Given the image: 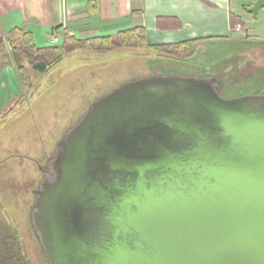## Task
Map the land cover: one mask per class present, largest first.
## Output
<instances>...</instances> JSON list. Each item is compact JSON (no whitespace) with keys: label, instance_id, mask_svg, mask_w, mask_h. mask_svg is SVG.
I'll return each mask as SVG.
<instances>
[{"label":"water","instance_id":"water-1","mask_svg":"<svg viewBox=\"0 0 264 264\" xmlns=\"http://www.w3.org/2000/svg\"><path fill=\"white\" fill-rule=\"evenodd\" d=\"M220 87L153 75L92 103L33 190L49 264H264V94Z\"/></svg>","mask_w":264,"mask_h":264},{"label":"rangeland","instance_id":"rangeland-1","mask_svg":"<svg viewBox=\"0 0 264 264\" xmlns=\"http://www.w3.org/2000/svg\"><path fill=\"white\" fill-rule=\"evenodd\" d=\"M231 3L245 25L239 29L248 33L211 45L195 42L187 59L147 46L65 51L63 34L53 41L37 31V46H56L62 54L53 68L39 73L9 51L6 36L0 37V215L16 226L31 264H49L29 217L41 168L47 169L59 139L95 100L135 78L174 74L211 75L220 81L223 98L264 94V0ZM20 64L28 79L17 69Z\"/></svg>","mask_w":264,"mask_h":264},{"label":"crops","instance_id":"crops-1","mask_svg":"<svg viewBox=\"0 0 264 264\" xmlns=\"http://www.w3.org/2000/svg\"><path fill=\"white\" fill-rule=\"evenodd\" d=\"M231 6V0H97V10L91 13L88 0H0V37L15 26L31 31L33 38L45 31L48 39L59 33L110 36L141 26L153 44L195 40L211 45L248 33L241 32L244 22L241 29L230 26Z\"/></svg>","mask_w":264,"mask_h":264},{"label":"trees","instance_id":"trees-1","mask_svg":"<svg viewBox=\"0 0 264 264\" xmlns=\"http://www.w3.org/2000/svg\"><path fill=\"white\" fill-rule=\"evenodd\" d=\"M89 12L94 13L97 10V0H88ZM230 24L235 26L240 24V20L233 14L230 15ZM15 26L6 34L8 49L11 53H17L23 56L29 68L35 72L45 73L58 63L62 54L56 46H37L34 42L31 31ZM64 36L65 51L75 48H84L99 52H107L115 48L147 46L168 57L177 59H187L194 53L193 44L195 40H186L177 43L151 44L147 41L145 29L141 26H135L119 30L114 34L91 36L85 38H75V36ZM70 44H69V43ZM68 43V44H66ZM18 70H22L23 78L28 79V73L25 66L17 65ZM16 226L0 215V264H31L26 255V251Z\"/></svg>","mask_w":264,"mask_h":264},{"label":"flooded vegetation","instance_id":"flooded-vegetation-1","mask_svg":"<svg viewBox=\"0 0 264 264\" xmlns=\"http://www.w3.org/2000/svg\"><path fill=\"white\" fill-rule=\"evenodd\" d=\"M196 76H203V75H196ZM221 94V92H220V90H219V94L218 95H220ZM221 96V95H220ZM222 97V96H221ZM223 98V97H222ZM50 161V160H49ZM48 168V167H47ZM49 169V168H48ZM43 176H47V178H53V177H55V173H54V171L53 170H51V169H49V170H47L46 169V171H45V173L43 174L42 173V177ZM123 183V182H122ZM37 238V237H36ZM38 240V239H37ZM38 242V241H37ZM39 244H40V242H39ZM40 246H41V244H40ZM42 248V247H41ZM43 250V249H42ZM48 262V261H47Z\"/></svg>","mask_w":264,"mask_h":264},{"label":"built area","instance_id":"built-area-1","mask_svg":"<svg viewBox=\"0 0 264 264\" xmlns=\"http://www.w3.org/2000/svg\"><path fill=\"white\" fill-rule=\"evenodd\" d=\"M236 27L237 28H240L241 25L240 24H237ZM50 39L53 40V41H58L57 36H54V35H52V38H50Z\"/></svg>","mask_w":264,"mask_h":264}]
</instances>
